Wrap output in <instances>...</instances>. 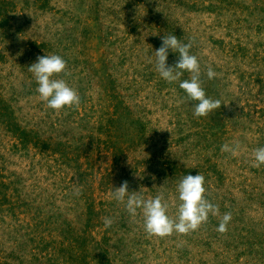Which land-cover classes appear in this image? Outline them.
Wrapping results in <instances>:
<instances>
[{
	"label": "rangeland",
	"instance_id": "obj_1",
	"mask_svg": "<svg viewBox=\"0 0 264 264\" xmlns=\"http://www.w3.org/2000/svg\"><path fill=\"white\" fill-rule=\"evenodd\" d=\"M170 34L193 41L201 86L221 102L206 117L155 70ZM52 54L78 107L56 112L36 91L28 67ZM178 58L169 49L167 64ZM262 146L264 0H0V264H264ZM198 173L219 215L187 235L148 236L112 195L124 181L163 193L175 219L178 183Z\"/></svg>",
	"mask_w": 264,
	"mask_h": 264
},
{
	"label": "clouds",
	"instance_id": "obj_2",
	"mask_svg": "<svg viewBox=\"0 0 264 264\" xmlns=\"http://www.w3.org/2000/svg\"><path fill=\"white\" fill-rule=\"evenodd\" d=\"M161 46L154 52L155 70L160 77L168 83L179 82V88L186 94V100L193 103V115L195 117H206L214 110L220 108V100H213L206 96L201 86V69L198 59L190 54L193 41L182 43L175 35H164L161 37ZM169 49L178 53V60L174 65L167 64ZM149 62H153L150 58ZM67 62L59 55L52 54L38 56L36 62L32 63L28 70L34 75L38 85L36 91L42 101L46 102L48 108L59 112L63 108L78 107L80 97L78 92L70 87L63 79L53 77L66 72ZM184 72L190 73V78L180 80ZM208 79L216 77L217 73L207 67ZM240 145L230 146L225 143L221 146L222 152H230L233 156L238 154ZM253 167L259 168L264 165V146L254 150ZM154 179V177H153ZM205 177L202 174L186 175L178 183L177 192L180 201L178 214L175 219L167 214L168 206L164 203L163 193L154 198L145 199L136 192L128 191V182L124 181L118 188L114 189L113 198L125 204L127 212L133 216L140 210L143 215V227L148 236L164 238L173 233L187 235L208 222L209 215L218 216L219 207L205 198ZM79 194V189H77ZM232 219L231 213L223 214L216 231L224 234L228 231V224ZM105 229L111 227L113 221L105 217L103 219Z\"/></svg>",
	"mask_w": 264,
	"mask_h": 264
}]
</instances>
